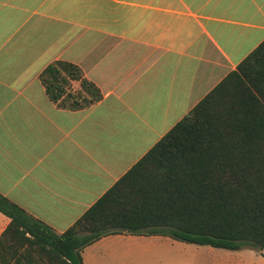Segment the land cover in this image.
<instances>
[{
	"label": "crops",
	"instance_id": "0c3cea01",
	"mask_svg": "<svg viewBox=\"0 0 264 264\" xmlns=\"http://www.w3.org/2000/svg\"><path fill=\"white\" fill-rule=\"evenodd\" d=\"M263 42L264 0H0V194L65 232ZM58 60L102 99L53 103L39 77Z\"/></svg>",
	"mask_w": 264,
	"mask_h": 264
},
{
	"label": "trees",
	"instance_id": "16d2710c",
	"mask_svg": "<svg viewBox=\"0 0 264 264\" xmlns=\"http://www.w3.org/2000/svg\"><path fill=\"white\" fill-rule=\"evenodd\" d=\"M39 78L60 108L102 99L76 64L54 61ZM0 212V264H85L86 247L119 234L264 258V42L65 232L1 194Z\"/></svg>",
	"mask_w": 264,
	"mask_h": 264
},
{
	"label": "rangeland",
	"instance_id": "374dc122",
	"mask_svg": "<svg viewBox=\"0 0 264 264\" xmlns=\"http://www.w3.org/2000/svg\"><path fill=\"white\" fill-rule=\"evenodd\" d=\"M113 249L98 254V264H264L257 249L237 251L188 244L171 239H120Z\"/></svg>",
	"mask_w": 264,
	"mask_h": 264
}]
</instances>
